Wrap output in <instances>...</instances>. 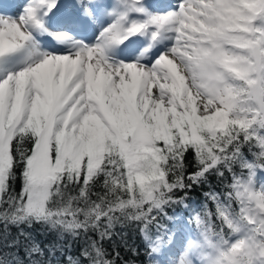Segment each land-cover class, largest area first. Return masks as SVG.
Masks as SVG:
<instances>
[{
  "label": "snow or ice",
  "instance_id": "snow-or-ice-1",
  "mask_svg": "<svg viewBox=\"0 0 264 264\" xmlns=\"http://www.w3.org/2000/svg\"><path fill=\"white\" fill-rule=\"evenodd\" d=\"M120 246L264 264V0H0V264Z\"/></svg>",
  "mask_w": 264,
  "mask_h": 264
},
{
  "label": "trees",
  "instance_id": "trees-1",
  "mask_svg": "<svg viewBox=\"0 0 264 264\" xmlns=\"http://www.w3.org/2000/svg\"><path fill=\"white\" fill-rule=\"evenodd\" d=\"M191 160V157H189ZM213 183L217 185L219 188H223V185L220 184L218 179H214ZM227 183V181H225ZM193 200L194 201H201V198L196 194L193 193ZM193 207H197L196 204ZM25 230L30 231L37 237V239L44 240V241H54L56 239L55 232L51 231L47 225H43L40 223H34L31 226L24 225L22 226ZM169 227H172L171 223H169ZM13 233L16 231L15 228L12 229ZM116 231L118 233L125 234V238L128 240L129 244H134L137 247H141L140 243V236L135 224H128L124 226H117ZM120 257L122 264L126 262V264H140V261L144 259L143 255L137 257L134 253H132L129 249L125 248L124 246L119 247Z\"/></svg>",
  "mask_w": 264,
  "mask_h": 264
},
{
  "label": "rangeland",
  "instance_id": "rangeland-1",
  "mask_svg": "<svg viewBox=\"0 0 264 264\" xmlns=\"http://www.w3.org/2000/svg\"><path fill=\"white\" fill-rule=\"evenodd\" d=\"M3 1V0H2ZM4 1H8V3H12V1H14V0H4ZM3 1V2H4ZM17 0H15V2H16ZM163 2L164 3H171V4H175L176 2H177V0H163ZM14 11H17V9H14ZM52 44H53V42H52Z\"/></svg>",
  "mask_w": 264,
  "mask_h": 264
},
{
  "label": "bare ground",
  "instance_id": "bare-ground-1",
  "mask_svg": "<svg viewBox=\"0 0 264 264\" xmlns=\"http://www.w3.org/2000/svg\"><path fill=\"white\" fill-rule=\"evenodd\" d=\"M5 3H8V1H4ZM14 3V1H12ZM23 3V0H17V2L14 3V5H18Z\"/></svg>",
  "mask_w": 264,
  "mask_h": 264
}]
</instances>
